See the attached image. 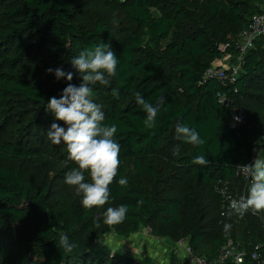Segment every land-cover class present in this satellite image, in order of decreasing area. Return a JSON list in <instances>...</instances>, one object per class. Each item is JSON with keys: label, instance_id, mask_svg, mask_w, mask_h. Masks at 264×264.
I'll return each mask as SVG.
<instances>
[{"label": "trees", "instance_id": "trees-1", "mask_svg": "<svg viewBox=\"0 0 264 264\" xmlns=\"http://www.w3.org/2000/svg\"><path fill=\"white\" fill-rule=\"evenodd\" d=\"M263 9L264 0H0V264H136L101 239L143 229L186 240L208 259L229 240L247 249L264 244L262 211L234 217L223 196L246 195L250 181L239 167L254 162L264 138V36L243 56L235 81L231 72L228 80L211 74L224 70L214 68L224 56L239 64L241 36ZM99 43L119 58L109 83L91 86L104 123L117 125L120 166L109 202L85 210L64 183L76 165L65 145L49 141L53 117L45 109L68 83H82L71 59ZM57 67L73 80L47 72ZM137 93L159 104L151 129ZM241 112L247 121L234 125ZM178 124L196 129L203 143L177 140ZM197 155L209 164L193 165ZM121 204L123 222L96 226ZM65 233L79 245L72 254L59 247Z\"/></svg>", "mask_w": 264, "mask_h": 264}, {"label": "clouds", "instance_id": "clouds-1", "mask_svg": "<svg viewBox=\"0 0 264 264\" xmlns=\"http://www.w3.org/2000/svg\"><path fill=\"white\" fill-rule=\"evenodd\" d=\"M71 64L80 74L82 83L79 86L68 83L59 98L52 96L48 100L45 111L51 114L53 122L48 128L47 137L53 145L66 146L67 161L75 162L76 166L66 172L64 183L74 188L82 208L91 210L109 202V186L117 177L120 166V145L115 139L117 125L104 123L105 113L101 105L94 101L91 85L97 82L107 85L108 77L116 74L119 58L109 44L99 43L94 48L85 47L71 59ZM47 72L54 73L56 80H73V72H65L63 67L48 68ZM112 91L113 95H118V90ZM163 102L164 98L161 97L159 103ZM136 103L146 113L145 127L153 128L159 104L147 102L140 93L136 95ZM235 119L237 122L240 120L239 117ZM175 132L176 139L183 143H203L199 132L189 126L178 124ZM191 163L207 166L209 161L204 155H197ZM239 168L250 183L245 196L231 201L229 215L235 213L242 216L249 210L253 213L264 211V159H255L252 164ZM117 183L126 187L128 179L121 176ZM127 213L128 206L124 204L108 207L96 226L100 227L101 223L117 225L124 221ZM230 228V224L225 225V231ZM58 244L65 254H72L79 247L67 233L60 236Z\"/></svg>", "mask_w": 264, "mask_h": 264}, {"label": "built area", "instance_id": "built-area-1", "mask_svg": "<svg viewBox=\"0 0 264 264\" xmlns=\"http://www.w3.org/2000/svg\"><path fill=\"white\" fill-rule=\"evenodd\" d=\"M264 36V9L261 14L256 15L250 25V31L242 34L241 36V48L240 54L241 58L239 64L231 67L228 70H220L217 73H211L212 75H216L220 80H228L227 72H231V81H235L237 76L241 72V60L243 56L253 47L254 41L260 37ZM222 50L226 49L224 46L221 48ZM225 99L222 103H225ZM236 117H239V122L235 121L234 125H241L246 121V116L244 113H239ZM235 117V118H236ZM240 175L244 178L245 182H248L247 179L240 171ZM223 196L225 201H227L230 205L231 201L234 199H239L244 194L240 196H234L233 194H228L223 192ZM229 208V207H228ZM230 209V208H229ZM248 213V211L246 212ZM245 213V214H246ZM244 214V215H245ZM234 217L237 216L235 213L232 214ZM226 216V213L223 214ZM184 242H180L179 244H183ZM184 264H264V244H257L252 249H247V246L242 242H235L234 240H229L224 247L222 248L219 256L215 259H208L206 257L198 256L195 254L192 249H187Z\"/></svg>", "mask_w": 264, "mask_h": 264}, {"label": "rangeland", "instance_id": "rangeland-1", "mask_svg": "<svg viewBox=\"0 0 264 264\" xmlns=\"http://www.w3.org/2000/svg\"><path fill=\"white\" fill-rule=\"evenodd\" d=\"M91 17V15H88L86 18H82L79 21L86 23ZM52 50L54 51V46ZM223 51H226V49ZM229 60V55L222 57L215 64V70L220 68L224 70L230 69L231 63ZM259 142L260 147L254 151V160L264 159V138L260 139ZM30 174L31 172H27V175ZM262 213L264 218V211H262ZM262 221L264 222V219H262ZM101 241L109 245L113 250L127 257L137 259L140 264H184L187 249L190 248L186 240H182L184 243L181 245L179 243L182 241L175 243L168 239H161L153 235L150 229H143L140 234L134 235L130 239H121L112 234L103 237ZM150 255H155L156 259L151 258Z\"/></svg>", "mask_w": 264, "mask_h": 264}, {"label": "crops", "instance_id": "crops-1", "mask_svg": "<svg viewBox=\"0 0 264 264\" xmlns=\"http://www.w3.org/2000/svg\"><path fill=\"white\" fill-rule=\"evenodd\" d=\"M140 233H141V231H140L138 234H140ZM138 234H137V235H138ZM147 250H148V249H147ZM150 257L153 258V259H156V256H155V255H150ZM135 261H136L137 264H140V263H138L139 261H137V259H135ZM154 263H155V262H154ZM155 264H156V263H155Z\"/></svg>", "mask_w": 264, "mask_h": 264}]
</instances>
